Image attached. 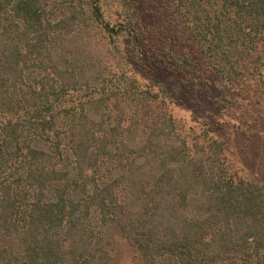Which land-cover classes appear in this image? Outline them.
I'll use <instances>...</instances> for the list:
<instances>
[{
    "label": "trees",
    "instance_id": "1",
    "mask_svg": "<svg viewBox=\"0 0 264 264\" xmlns=\"http://www.w3.org/2000/svg\"><path fill=\"white\" fill-rule=\"evenodd\" d=\"M159 1L189 53L153 47L135 0H0V264H116L119 240L130 264H264V183L212 126L178 131L181 85L133 72L149 46L193 87L264 81V0Z\"/></svg>",
    "mask_w": 264,
    "mask_h": 264
},
{
    "label": "rangeland",
    "instance_id": "2",
    "mask_svg": "<svg viewBox=\"0 0 264 264\" xmlns=\"http://www.w3.org/2000/svg\"><path fill=\"white\" fill-rule=\"evenodd\" d=\"M132 8L153 47L165 54L173 53V50L178 53L191 51V45L183 38V28L173 18L167 4L159 0H135ZM114 11L113 5L109 13L114 15ZM174 33H177V40H165ZM121 41L123 39L118 38V45ZM145 48L142 62L134 61L133 72L142 80L152 75L156 85L170 87V81L181 85L180 95L168 105L178 131L193 137L192 133H200L203 128L212 126V136L224 143L225 156L232 169L245 179L264 183V81L254 84L245 80L230 84L204 70L201 86L193 87L184 82L167 56L164 65L151 62L150 47ZM130 255L125 242L119 240L116 264H130Z\"/></svg>",
    "mask_w": 264,
    "mask_h": 264
}]
</instances>
